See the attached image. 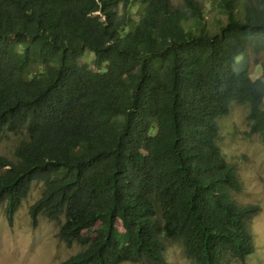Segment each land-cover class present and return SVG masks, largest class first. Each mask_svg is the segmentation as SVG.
Here are the masks:
<instances>
[{
    "label": "trees",
    "instance_id": "trees-1",
    "mask_svg": "<svg viewBox=\"0 0 264 264\" xmlns=\"http://www.w3.org/2000/svg\"><path fill=\"white\" fill-rule=\"evenodd\" d=\"M0 0V206L60 223L80 250L61 264H170L167 240L195 264L244 263L255 252L237 168L220 119L248 107L264 144V0ZM222 15V17H221ZM93 54V67L82 61ZM120 227V228H119Z\"/></svg>",
    "mask_w": 264,
    "mask_h": 264
},
{
    "label": "rangeland",
    "instance_id": "rangeland-1",
    "mask_svg": "<svg viewBox=\"0 0 264 264\" xmlns=\"http://www.w3.org/2000/svg\"><path fill=\"white\" fill-rule=\"evenodd\" d=\"M201 1L206 4V18L209 27L213 29L217 11L208 0ZM263 57L264 52L258 56L249 47L247 55L238 58V63L246 58L252 78L257 79L262 76L259 61ZM93 59V54L86 53L82 61L93 67ZM247 115V106L233 103L230 113L220 119V143L223 153L228 161L236 166L243 186V190L235 193L234 198L242 205L259 204L262 209L251 222L255 252L244 263L233 261L229 264H264V144L258 135L248 136ZM24 136H27L26 128L16 133L7 130L2 132L0 155L14 159V149L19 139ZM43 187V182H33L28 196L23 200L12 222L7 218L6 205L0 206V264H61L80 250L79 245L67 246L59 239V222L41 216L38 224L33 225L29 209L41 197ZM167 243L166 258L170 264H195L186 256L181 241L168 239ZM147 263L145 261L123 264Z\"/></svg>",
    "mask_w": 264,
    "mask_h": 264
},
{
    "label": "clouds",
    "instance_id": "clouds-1",
    "mask_svg": "<svg viewBox=\"0 0 264 264\" xmlns=\"http://www.w3.org/2000/svg\"><path fill=\"white\" fill-rule=\"evenodd\" d=\"M256 216V215H255ZM253 219V218H252ZM252 222V221H251ZM126 262H131V261H126ZM126 262H123V263H126ZM123 263H120V264H123ZM132 263H141V262H132Z\"/></svg>",
    "mask_w": 264,
    "mask_h": 264
},
{
    "label": "bare ground",
    "instance_id": "bare-ground-1",
    "mask_svg": "<svg viewBox=\"0 0 264 264\" xmlns=\"http://www.w3.org/2000/svg\"><path fill=\"white\" fill-rule=\"evenodd\" d=\"M148 264V263H147Z\"/></svg>",
    "mask_w": 264,
    "mask_h": 264
}]
</instances>
